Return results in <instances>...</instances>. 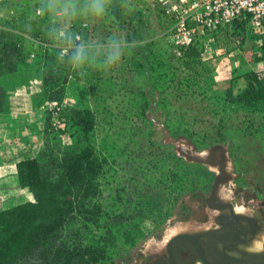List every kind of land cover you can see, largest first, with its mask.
Listing matches in <instances>:
<instances>
[{
	"label": "rangeland",
	"instance_id": "rangeland-1",
	"mask_svg": "<svg viewBox=\"0 0 264 264\" xmlns=\"http://www.w3.org/2000/svg\"><path fill=\"white\" fill-rule=\"evenodd\" d=\"M165 1L108 0L102 18H54L53 4L87 0H0V30L23 41L19 71L5 79L12 111L0 116V157L7 130L23 128L32 129L24 136L35 153L59 155L82 143L65 114L92 112L89 140L102 168L95 202L106 214L130 218L112 229L104 264H154L175 236L218 226L221 212L208 199L220 166L187 159L206 160L212 150L225 163L220 200L257 220L262 232L252 246L260 245L249 250H264V113L226 99L229 88L237 95L246 87L247 74L264 75V31L236 23L208 32L187 3L178 13ZM186 36L203 50L199 59L184 57ZM113 39L121 44V59L103 67ZM79 43L93 45L96 62L71 64L64 99L47 101L43 68ZM56 103L61 116L52 115L46 138L44 122ZM104 233L89 238L102 242Z\"/></svg>",
	"mask_w": 264,
	"mask_h": 264
},
{
	"label": "trees",
	"instance_id": "trees-1",
	"mask_svg": "<svg viewBox=\"0 0 264 264\" xmlns=\"http://www.w3.org/2000/svg\"><path fill=\"white\" fill-rule=\"evenodd\" d=\"M238 23L241 28L246 24ZM261 50L264 57V45ZM202 51L193 43L183 48V55L199 59ZM70 52L42 70L49 102H62L65 97ZM22 56V38L0 30V78L16 74ZM245 80L246 87L239 94L233 95L232 87L226 91L227 102L264 113V75L252 72ZM7 110V92L0 84V114ZM71 112L72 117L69 113L65 117L82 143L66 147L59 155L47 150L35 153L31 140L24 136L32 129L7 132L9 154L0 164V264H104L112 229L125 226L130 219L125 214H106L95 202L102 168L89 140L94 115L89 110ZM51 122L50 112L44 122L46 138ZM98 230H105L103 243L89 238Z\"/></svg>",
	"mask_w": 264,
	"mask_h": 264
},
{
	"label": "flooded vegetation",
	"instance_id": "flooded-vegetation-1",
	"mask_svg": "<svg viewBox=\"0 0 264 264\" xmlns=\"http://www.w3.org/2000/svg\"><path fill=\"white\" fill-rule=\"evenodd\" d=\"M221 215L225 216L222 218V227L218 225L191 232L199 235L198 238L194 236L190 241H175L170 248L171 254L166 248L154 264H239L232 261L244 258V253L264 252L249 250L262 232L257 220L251 217L249 220H237L230 215L229 210L220 213L216 219ZM227 259L230 261L225 263Z\"/></svg>",
	"mask_w": 264,
	"mask_h": 264
},
{
	"label": "built area",
	"instance_id": "built-area-1",
	"mask_svg": "<svg viewBox=\"0 0 264 264\" xmlns=\"http://www.w3.org/2000/svg\"><path fill=\"white\" fill-rule=\"evenodd\" d=\"M169 1L172 4L168 6L178 13L182 10L187 11L181 4L187 3L186 7L196 12L195 19L208 32H216L238 22H244L256 30L264 31V0H181L180 3L177 0H166L164 3ZM180 43L181 47L185 48L193 44V39L186 36ZM59 105L56 103L51 109L53 116H61L62 108Z\"/></svg>",
	"mask_w": 264,
	"mask_h": 264
},
{
	"label": "clouds",
	"instance_id": "clouds-1",
	"mask_svg": "<svg viewBox=\"0 0 264 264\" xmlns=\"http://www.w3.org/2000/svg\"><path fill=\"white\" fill-rule=\"evenodd\" d=\"M107 10L108 0H87V3L83 4L82 6L72 2L61 5L53 4L51 6V11L54 18H64L77 14L102 18L107 13ZM106 47L107 52L104 56L101 66L111 67L117 65L122 54L120 42L116 39H113ZM65 51L66 50H62L61 55H64ZM69 61L74 68H81L85 65L95 63L96 59L95 53L93 51V45L87 43L75 44L74 48L69 54Z\"/></svg>",
	"mask_w": 264,
	"mask_h": 264
},
{
	"label": "water",
	"instance_id": "water-1",
	"mask_svg": "<svg viewBox=\"0 0 264 264\" xmlns=\"http://www.w3.org/2000/svg\"><path fill=\"white\" fill-rule=\"evenodd\" d=\"M187 159L189 161L192 162H196V163H205V164H211L212 166H220V173L216 176L215 179V183L213 185V190L211 193L210 198L208 199V205L211 209L219 211V212H223L226 210L230 211V215H232L235 219L237 220H249L250 217L245 216V215H239L236 214L235 212V207L228 202H224L222 200H220L218 194H219V188L220 185L225 181L226 178V171H225V163L221 160H218L216 155H215V151L212 150L210 151L209 157L208 159H203L199 156H193L191 154L187 155ZM224 215L219 216L216 219L217 224L222 227V218H224ZM201 235L203 233H200ZM197 237L199 235H195L192 234L191 232H186V233H182L179 234L177 236H175L174 238H172L169 243L167 244V252H169L171 254V245L175 242V241H179V240H185V241H190L192 240L193 237ZM198 238V237H197ZM244 258L239 259V261H232L233 263H241V264H264V252H261L259 254H246L244 253ZM230 260L227 259L226 262H228Z\"/></svg>",
	"mask_w": 264,
	"mask_h": 264
},
{
	"label": "crops",
	"instance_id": "crops-1",
	"mask_svg": "<svg viewBox=\"0 0 264 264\" xmlns=\"http://www.w3.org/2000/svg\"><path fill=\"white\" fill-rule=\"evenodd\" d=\"M8 76H11V75H8ZM8 76H5V77H3V78H0V84L5 88V90H6V92H7V105H8V110H7V112L5 113V114H0V116H2V115H6V114H10L11 113V111H12V108H11V105H12V103H10V102H12L11 100H10V90H11V88H10V86L8 85L7 86V84L5 83V79H7L8 78ZM42 84H43V81H42ZM9 130H13V129H9ZM9 130H7V132L9 131ZM7 132H6V134H5V137H4V152H2V154H1V157H0V164L2 163V161L3 160H5V158H7V156H8V154H9V149L7 148V145H6V142H7ZM1 142V141H0ZM1 144V143H0Z\"/></svg>",
	"mask_w": 264,
	"mask_h": 264
},
{
	"label": "bare ground",
	"instance_id": "bare-ground-1",
	"mask_svg": "<svg viewBox=\"0 0 264 264\" xmlns=\"http://www.w3.org/2000/svg\"><path fill=\"white\" fill-rule=\"evenodd\" d=\"M259 245H260V243L257 242L256 245H255L254 247H253V246H252V247L256 250V249L259 248ZM251 249H252V248H251ZM255 250H254V251H255Z\"/></svg>",
	"mask_w": 264,
	"mask_h": 264
}]
</instances>
